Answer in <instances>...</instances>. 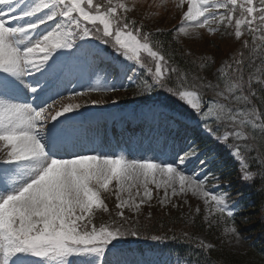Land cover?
I'll use <instances>...</instances> for the list:
<instances>
[{
	"label": "snow or ice",
	"instance_id": "snow-or-ice-1",
	"mask_svg": "<svg viewBox=\"0 0 264 264\" xmlns=\"http://www.w3.org/2000/svg\"><path fill=\"white\" fill-rule=\"evenodd\" d=\"M178 6L180 19L169 44L198 30L216 33L233 22L235 38L251 37L217 69L216 82L201 74L211 57L186 50L181 55L187 67H181L172 59L174 53L153 39L154 32L163 30L146 31L129 15L125 0H0V264H132L108 259L125 237L168 239L147 236L125 215L126 209L139 212L152 200L149 185L164 189L162 205L180 194L201 197L209 214L226 225L224 232L239 239L229 193L206 189L204 169L211 168L216 156L205 152L198 133L228 147L240 163L243 181L254 179L250 159L258 161L264 179V152L250 156L257 133L264 140V0H179ZM92 41L98 44L89 47ZM99 45L109 46L123 60ZM245 52L248 61H261L247 78ZM126 62L145 68L150 79L138 77L135 67L129 72ZM109 66L117 77L105 78L103 85L87 83L86 92H116L118 86L135 84L133 95L163 90L175 97L174 108L153 104L147 110L155 118L156 139L167 144L160 156L128 158L123 152L84 149L85 130L76 119L82 105L52 100H63L64 91L71 97L85 94L67 87L74 71L86 72L91 80L110 74ZM209 91L213 95L207 99ZM193 163L195 170L186 174ZM214 172L211 178L219 181ZM132 188L141 197L138 202ZM105 193L115 196L119 222L97 227L95 211H109ZM181 238L194 239L187 232ZM198 247L208 252L214 245L200 239Z\"/></svg>",
	"mask_w": 264,
	"mask_h": 264
},
{
	"label": "trees",
	"instance_id": "trees-1",
	"mask_svg": "<svg viewBox=\"0 0 264 264\" xmlns=\"http://www.w3.org/2000/svg\"><path fill=\"white\" fill-rule=\"evenodd\" d=\"M131 16L132 14L129 13ZM133 16V15H132ZM131 16V17H132ZM133 16L132 18H134ZM138 22V18H134ZM144 20V19H143ZM145 25L146 31H153L155 29L163 30L161 33H155L153 39L158 40L163 43L166 50L172 51L174 54L172 59L176 61L181 67H187L185 65V57L181 55L182 52L188 50L193 53V50L185 42L171 43L172 36L174 33L171 31L173 25H164L152 26L149 20L140 21ZM221 35H226L227 37H232L237 40L234 36V22L231 26L225 27L221 26L220 28ZM94 43L98 41H92ZM110 53H114L111 48H106ZM194 54V53H193ZM119 56V55H117ZM120 57V56H119ZM118 58H116L117 60ZM191 59V58H187ZM247 60V58H246ZM144 62L148 64L150 58L144 56ZM214 59L211 58L210 65L204 71L211 69V66L214 64ZM255 65H257L258 60L254 59ZM135 67V66H133ZM131 67V68H133ZM111 69V66H109ZM129 67V71L131 70ZM137 76H143L147 79L150 77L147 74L145 68H140L138 65ZM196 71V69H193ZM204 71L201 73L204 75ZM117 71H115L116 73ZM136 89L135 84H127V87L123 90L117 91L115 99L117 102L115 105L112 104V101L106 103L107 106L115 107L117 104L120 105L119 112L134 111L140 108L141 106H148L153 104H165L170 108H174L175 97H171L169 93L163 90H154L151 94L133 95V92ZM211 98L212 96L206 94V98ZM90 102V101H89ZM109 104V105H108ZM82 107L78 110L84 109L88 105V101L81 103ZM95 105L98 104H89ZM104 106L103 104L100 106ZM189 111H191L189 109ZM128 113V112H127ZM153 127L156 128L154 120L151 121ZM155 129H153L154 131ZM200 139L203 141V146L205 152L208 154L214 153L216 159L212 162L211 168H205L207 173H213L215 169L219 171L214 172L215 175L220 177L218 182L224 191H235L238 190L240 197L237 200V207L239 213V220H242L244 224H241V230L245 231L250 238L249 248L244 252H237L233 249H228L223 245H214V248L205 252L203 249L198 247V240L196 239L197 233L200 231L206 230L205 223L201 220L199 214H194L190 212H185L178 207H167L169 210H160L154 212L155 210L150 207H144L142 209L143 214H140V211L137 213H131L128 209L125 210V215L130 217V223L132 221H137V228L142 232L146 233L147 236L156 234H163L168 237V239L162 241H152L141 236L140 238L134 237H125L123 242L118 246H129L132 244H141L149 245L151 248L159 250L161 253L168 255L178 264H264V179L261 178L257 164V160L250 159L249 163L251 164V171L254 174V179L251 182H245L241 179V166L239 161L234 158L228 149L222 142L215 141L214 138L207 136V134L199 132ZM256 145L258 146V153L264 152V140L259 139V133H257ZM256 153V152H255ZM254 153H250L251 157H257ZM106 202H109L104 196ZM113 206L111 209V204L108 206L109 211L105 212L104 210H97L93 216V223L98 227L102 223H110L113 220L119 222V218L116 216L117 209L115 208V202H112ZM149 213L151 215L149 216ZM253 215V216H251ZM252 220L250 223L249 221ZM191 221V222H190ZM242 223V222H241ZM248 223V224H245ZM183 232L189 233L190 237H193V240L188 238H181ZM176 236L177 239H171V237Z\"/></svg>",
	"mask_w": 264,
	"mask_h": 264
},
{
	"label": "rangeland",
	"instance_id": "rangeland-1",
	"mask_svg": "<svg viewBox=\"0 0 264 264\" xmlns=\"http://www.w3.org/2000/svg\"><path fill=\"white\" fill-rule=\"evenodd\" d=\"M127 5L129 6L132 11L130 12L134 18H138L140 21L149 20L152 26H164V25H176L180 19L181 7L178 6L179 0H125ZM131 15V16H132ZM132 16V17H133ZM144 19V20H143ZM139 21V22H140ZM220 32L216 33H208L205 30H198L197 32L192 33V35L188 38H181L182 42H185L190 48L193 50V56H204V57H211L214 59V64L211 66L210 70L207 72L204 71V76L207 79L216 82V73L217 69L221 66V64L225 61H230L233 55L237 54L238 52L242 51V40L237 39L235 40L232 37H227L226 35L219 34ZM248 36L245 33L242 38L243 40L247 39L251 42V39L246 37ZM96 45V44H95ZM100 47L110 48L106 45H99ZM94 47V46H89ZM114 51V50H113ZM245 58H247V52H245ZM255 65L254 61L246 60L245 65V77L247 78L250 71H253L252 65ZM256 66V65H255ZM70 79L72 83L68 84V88H74L75 92L78 93H85L84 95L71 97V93L68 91H64L61 95L64 96V99L57 100L60 101L61 104L63 103H78L81 104L82 102L88 101V105L84 107L86 115L83 114L84 121L82 118L78 117V122L85 130V137L84 140L87 145L81 144V147L84 149H91V148H99L105 151H115V152H123L125 153L128 158H133L134 156H152L157 155L160 156L161 153L166 152L167 144L165 142L156 143L154 142L151 137L148 136L147 133L140 132L135 133V130L130 131L127 128L124 120L116 119L114 114H110V123L109 128L105 130L104 136L101 135L100 132H93L91 130L92 125L96 120L101 119V114L96 112V109H100L102 104L106 106V103L111 104L110 102L113 101L116 92H86V84L87 83H97L103 85L106 82V79L102 77L101 73L97 76H93L91 80L88 79L87 73L85 72L83 76L79 72L74 71ZM109 81V79H107ZM206 94L213 95L212 92H206ZM69 95V96H68ZM58 96L52 98V100H56ZM71 97V99H69ZM29 99L31 97L29 96ZM52 100H49L48 103H52ZM90 101V102H89ZM92 101H97L95 105ZM60 105L57 104L55 107H59ZM94 110V111H93ZM88 112L90 114L87 116ZM67 115H73L69 113ZM129 132H128V131ZM101 143V144H100ZM250 143L255 144V151H251V154L258 153V146L256 145V141H250ZM256 152V153H255ZM4 153L0 151V156H3ZM256 157V156H255ZM196 165L195 163L190 164L188 166V172L186 174H191L193 170H195ZM203 176H206V171L204 170ZM201 176L200 178H203ZM216 182L206 181V189L211 190L215 193L224 192L222 187L216 188ZM149 187L153 190V198L149 203H145L141 205L140 214L144 207L153 208L155 211L158 212L160 210H169L173 207V204L177 205V207L185 212H190L192 215L197 214L196 209L199 208V215L201 216V220L205 223L206 230L200 231L195 236L198 241L200 239L205 240L208 243L213 245H223L228 249H233L237 252H244L249 248V241L250 238L248 237L247 233L241 230V224H244L242 220H239V216L237 217L238 208L236 206V198L239 197L240 193L238 190L227 191L229 193L228 196V203L232 210L235 212V227L238 229L239 232V239L231 234H227L224 232L223 225L219 222V216L215 213L209 214L208 210L205 207L203 199L199 196H193L192 193H185L180 194L178 196H171V190L169 189V195L171 196V200L169 203L162 205L159 201L160 198L164 197V189L161 188L157 190L154 185H149ZM136 188L131 189V193L135 196L137 202L140 200V196H136ZM141 193L143 189H140ZM127 195V194H125ZM107 200L106 202L108 206L111 204L112 209V202L114 200L116 205V199L114 195H110L105 193ZM170 207V208H167ZM116 208V207H115ZM97 210H103L97 209ZM96 210V211H97ZM130 211V210H128ZM131 213H137L132 212ZM253 216V215H251ZM207 217V219H205ZM215 221V222H214ZM252 220L249 221V223ZM242 222V223H241ZM248 224V223H245ZM36 259V258H33ZM108 259L110 261L114 260H128L132 262V264H137V262H141V264H172L170 263L169 259L160 256L157 253L152 251H139L138 249L135 250H121L117 254H113V251H110L108 254Z\"/></svg>",
	"mask_w": 264,
	"mask_h": 264
}]
</instances>
